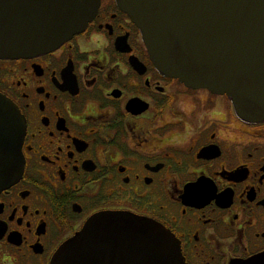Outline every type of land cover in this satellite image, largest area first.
<instances>
[{
	"label": "flooded vegetation",
	"instance_id": "af4514ba",
	"mask_svg": "<svg viewBox=\"0 0 264 264\" xmlns=\"http://www.w3.org/2000/svg\"><path fill=\"white\" fill-rule=\"evenodd\" d=\"M25 128L0 191V264H51L98 213L166 227L186 264L264 256V122L163 74L117 0L47 53L0 59Z\"/></svg>",
	"mask_w": 264,
	"mask_h": 264
},
{
	"label": "water",
	"instance_id": "95a60500",
	"mask_svg": "<svg viewBox=\"0 0 264 264\" xmlns=\"http://www.w3.org/2000/svg\"><path fill=\"white\" fill-rule=\"evenodd\" d=\"M139 28L151 60L189 87L227 95L246 122H264V0H117ZM101 0H0V59L52 51L82 32ZM25 128L0 93V191L24 168ZM51 264H186L162 224L103 212ZM252 264H264V256Z\"/></svg>",
	"mask_w": 264,
	"mask_h": 264
}]
</instances>
